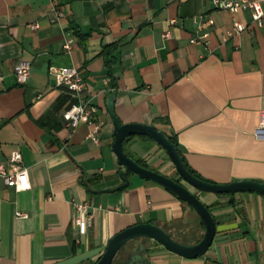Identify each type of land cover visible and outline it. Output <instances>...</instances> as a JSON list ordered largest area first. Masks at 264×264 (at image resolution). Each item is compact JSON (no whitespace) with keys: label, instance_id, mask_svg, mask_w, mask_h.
I'll list each match as a JSON object with an SVG mask.
<instances>
[{"label":"crops","instance_id":"obj_1","mask_svg":"<svg viewBox=\"0 0 264 264\" xmlns=\"http://www.w3.org/2000/svg\"><path fill=\"white\" fill-rule=\"evenodd\" d=\"M200 18L214 26L206 44H191ZM234 19L246 30L223 42ZM110 45L116 46L115 89L102 57ZM20 61L31 64L26 84L14 74ZM60 67L82 73L81 93L56 86L53 71ZM113 92L122 124L153 125L175 138L202 179L264 183V139L255 136L264 110V23L257 27L250 12L232 15L211 0H0V162L20 151L30 181L29 190L18 192L0 179V264H96L115 234L141 223L182 244L203 236L192 208L163 187L131 174L129 186L116 191L124 167L112 148L106 101ZM81 104L97 108L91 118L100 125L97 143L87 137L92 124L72 130L63 118ZM123 148L179 180L216 222L201 258L179 257L153 241L131 243L145 242L150 264H264V196L198 192L144 136H130ZM83 202L91 222L80 236L72 219L74 204Z\"/></svg>","mask_w":264,"mask_h":264},{"label":"water","instance_id":"obj_2","mask_svg":"<svg viewBox=\"0 0 264 264\" xmlns=\"http://www.w3.org/2000/svg\"><path fill=\"white\" fill-rule=\"evenodd\" d=\"M115 98L116 94L113 92L108 96L106 105L114 126L115 139L112 148L117 156L118 164L124 167V171L121 173L122 184L116 190L129 186V176L131 174L137 175L140 179L151 181L168 190L191 207L204 226V234L197 243L182 244L174 240L170 233L156 225L150 223L136 224L115 234L108 242L104 253L96 264H150L143 243H137L130 247L131 243L138 240L156 242L168 252L185 259L204 257L211 247L216 233V222L209 209L196 194L192 193L181 182L154 170L139 166L124 152V141L128 137L135 135L144 136L154 141L166 151L179 178L188 186L201 193L214 194L216 196L223 194L256 193L264 196V183L253 180H241L221 185L205 182L195 177L185 167L181 155L178 152L177 143L172 142L171 138L162 130L157 129L153 125L142 123L122 124L114 112ZM91 192L97 193L95 191Z\"/></svg>","mask_w":264,"mask_h":264},{"label":"built area","instance_id":"obj_3","mask_svg":"<svg viewBox=\"0 0 264 264\" xmlns=\"http://www.w3.org/2000/svg\"><path fill=\"white\" fill-rule=\"evenodd\" d=\"M213 7L217 10L229 12L232 15L240 11H248L251 14L252 22L259 28L263 27L264 23V9L261 2L258 0H211ZM214 26L212 19L200 18V23L195 36L190 40L191 44L197 42L207 43L210 36V29ZM34 29L37 25L32 26ZM246 30V25L240 21L233 20L231 28L222 35L223 42H227L240 35ZM167 34L165 37H168ZM72 41H67L64 44L66 50L71 49ZM31 64L27 61H20L14 67V74L18 84H26L30 78ZM55 76L56 86L64 87L73 94L78 95L85 88V80L82 73L76 68L60 67L53 71ZM97 112V108L90 104L73 105L67 112L64 113L63 118L66 121L68 128L75 129L79 124H92L93 128L88 133V139L97 143L99 141L100 125L93 123L92 115ZM255 136L259 139H264V110L260 112L259 123L255 129ZM0 179L8 187H13L16 191H26L30 189L29 174L26 167L23 165L22 154L18 150L10 152L8 162H0ZM16 218L25 219L28 215L17 212ZM90 206L83 203L74 204V215L72 222L78 229L80 236H85L90 226Z\"/></svg>","mask_w":264,"mask_h":264},{"label":"trees","instance_id":"obj_4","mask_svg":"<svg viewBox=\"0 0 264 264\" xmlns=\"http://www.w3.org/2000/svg\"><path fill=\"white\" fill-rule=\"evenodd\" d=\"M115 49H116V46L115 45H110V46H106V47H104V49L102 50V57H103V59H104V62H105V64H106V67H107V70H108V72H107V75L110 77V79H111V82H112V87L115 89L116 88V84H115V80H114V78H113V73H112V66L114 65V63L116 62V59H115V57H114V51H115ZM130 137H128L125 141H124V143L129 139ZM145 138H147V137H145ZM171 138V140H172V142H176L177 143V141H176V139L175 138H173V137H170ZM123 143V144H124ZM177 149H178V152L180 153V155H181V158H182V161H183V163H184V165H185V167L187 168V170L192 174V175H194L195 177H197V178H199V179H201V180H203V181H205V182H208V181H206V180H204V179H202L201 177H199L198 175H196L193 171H191L190 169H189V167L187 166V164L185 163V161H184V158H183V156H182V154H181V152H180V150H179V148H178V144H177ZM126 153V152H125ZM127 154V153H126ZM127 156H129L130 158H132L139 166H141V167H144V168H146V169H149L144 163H142L140 160H138V159H134L131 155H129V154H127ZM120 175H121V173H120ZM178 176V175H177ZM176 181H178L179 182V180H176ZM82 182V184L86 187V188H88V185L84 182V180H82L81 181ZM210 183V182H209ZM124 189H119V190H116V191H123ZM220 196H225V194H223V195H220ZM183 202V201H182ZM199 224H200V227L202 228V230H203V232H204V226L202 225V223H201V221L199 220ZM202 237H200V238H198L197 240H195V242L194 243H197L198 241H200V239H201Z\"/></svg>","mask_w":264,"mask_h":264},{"label":"flooded vegetation","instance_id":"obj_5","mask_svg":"<svg viewBox=\"0 0 264 264\" xmlns=\"http://www.w3.org/2000/svg\"><path fill=\"white\" fill-rule=\"evenodd\" d=\"M144 245H145V242H144ZM147 245H145V248H146V256H148V254H149V250H148V248L146 247Z\"/></svg>","mask_w":264,"mask_h":264}]
</instances>
